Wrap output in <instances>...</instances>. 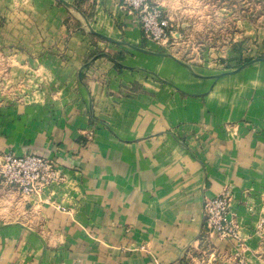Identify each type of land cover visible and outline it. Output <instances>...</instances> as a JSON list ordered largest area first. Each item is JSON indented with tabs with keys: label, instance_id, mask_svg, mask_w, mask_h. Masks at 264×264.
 I'll return each mask as SVG.
<instances>
[{
	"label": "crops",
	"instance_id": "obj_1",
	"mask_svg": "<svg viewBox=\"0 0 264 264\" xmlns=\"http://www.w3.org/2000/svg\"><path fill=\"white\" fill-rule=\"evenodd\" d=\"M154 1L170 19L178 1ZM165 43L146 38L121 0H0V50L58 84L84 69L86 103L39 130H28L31 106L0 109V153L39 131L65 176L26 196L39 229L2 236L0 264H178L201 244L204 201L224 189L238 257L264 264V66L198 73Z\"/></svg>",
	"mask_w": 264,
	"mask_h": 264
},
{
	"label": "rangeland",
	"instance_id": "obj_2",
	"mask_svg": "<svg viewBox=\"0 0 264 264\" xmlns=\"http://www.w3.org/2000/svg\"><path fill=\"white\" fill-rule=\"evenodd\" d=\"M177 1L176 10L172 12L170 10V19L164 11L168 20L169 44L174 57L191 67L194 66V70L198 73L203 72L197 67L211 71L210 73L228 74L252 66H264V0ZM159 5L164 10L161 4ZM13 61L12 55L0 50V109L15 106L34 108L28 130H39L42 125L51 127L58 120H64L67 124L74 118L73 112L78 106L86 107L85 100L80 99L84 97L85 91L78 83V79L85 78L84 69L75 74V82L58 84L49 79L39 68L19 67ZM128 91L131 89L128 88ZM88 114V123L92 124L94 117L90 115L91 111ZM77 116L81 120L84 119V115ZM20 118L16 117V120L20 121ZM78 132L79 144L82 148H87L93 139V130L78 129ZM39 134V131H35L34 141L24 149L11 150L8 153L46 157L55 163L63 174L62 167L55 162L54 157H51L53 155L51 138H42ZM183 142L185 144V140ZM64 180L63 174L62 183ZM221 193H226L228 197V221L238 226L230 210L232 194L228 189H224ZM31 220L39 223L40 217L27 204L26 195L0 178V248L6 243V239H2V236L11 235L12 228L17 229L20 239L27 231L37 232L39 227H31ZM206 222L203 203L201 244L186 253L180 264H246L244 260L241 261L243 258L238 257L241 237L239 242L233 241L239 247L232 257L227 252L214 248L212 239L223 241L226 239H221L215 233L208 231ZM217 258L219 261L216 260Z\"/></svg>",
	"mask_w": 264,
	"mask_h": 264
},
{
	"label": "built area",
	"instance_id": "obj_3",
	"mask_svg": "<svg viewBox=\"0 0 264 264\" xmlns=\"http://www.w3.org/2000/svg\"><path fill=\"white\" fill-rule=\"evenodd\" d=\"M121 5L135 14L146 38L156 43L167 42L168 20L157 2L121 0ZM0 178L5 183L17 187L26 196H38L44 189L61 184L63 174L55 163L46 157L6 152L0 154ZM228 210L226 193L207 199L204 202L206 227L221 239L239 242L238 226L228 221Z\"/></svg>",
	"mask_w": 264,
	"mask_h": 264
},
{
	"label": "trees",
	"instance_id": "obj_4",
	"mask_svg": "<svg viewBox=\"0 0 264 264\" xmlns=\"http://www.w3.org/2000/svg\"><path fill=\"white\" fill-rule=\"evenodd\" d=\"M183 261L180 260L179 264L182 263Z\"/></svg>",
	"mask_w": 264,
	"mask_h": 264
}]
</instances>
